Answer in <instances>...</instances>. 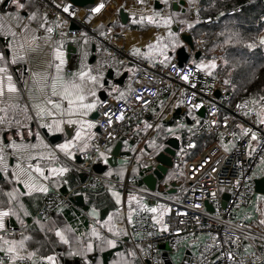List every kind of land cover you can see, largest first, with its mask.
I'll return each mask as SVG.
<instances>
[{
  "label": "built area",
  "instance_id": "built-area-1",
  "mask_svg": "<svg viewBox=\"0 0 264 264\" xmlns=\"http://www.w3.org/2000/svg\"><path fill=\"white\" fill-rule=\"evenodd\" d=\"M41 13L54 23L55 39L71 41L88 37L94 42L104 44L109 49L119 50L126 58L128 52H123L117 42L120 36L101 38L91 26V13L86 9L75 6L70 0H38ZM71 4L70 16L63 11V5ZM189 19L198 25L207 26L211 20L200 16L199 3H191L188 7ZM74 23L78 29H71ZM215 34L204 29L196 40L195 51L204 48L211 41L215 42ZM194 51V52H195ZM216 56L225 58V49L218 48ZM161 62L152 66L142 64L133 79V88L125 100L106 98L98 106L99 135L88 151L79 154V161L67 160L73 170L85 180L76 185L71 192L63 194L58 190H49L43 199L42 206L31 216L29 226L39 221H47L55 213L66 208H73L79 214L86 213L77 205L76 197L83 191H97L108 188L121 189L124 193V206L127 190L134 188L144 196L160 199V194L148 189H141L137 185V178L130 175L131 166L125 178L116 174L98 172L97 165L114 159L111 146L127 137L131 141L139 138V126L152 112L158 108L164 97L174 94L180 96L185 109L195 115L194 130L191 137L183 142L177 153L172 168V181L180 183L182 196L179 200L170 201L168 215L165 216L167 231L152 219L153 215L145 209L138 208L134 212L129 227V242L135 248L142 250V264H160V247L167 244L170 250H178L182 246L193 248L190 264H264V224L261 220L249 216L251 207L258 196L256 190L257 168L264 165V124L259 122L256 113L260 106L252 100L233 103V92L224 83L220 69L207 75L206 71L197 70L194 63L188 61L179 65L177 58L166 63ZM188 71L192 75L185 82L171 65ZM222 68V67H221ZM193 85H195L193 87ZM22 99L19 107L21 125H35V118L26 122V115H32L27 102L24 85L19 84ZM140 97V99H137ZM147 101V103H145ZM247 107L237 108L238 104ZM200 105L195 107L194 105ZM28 106L29 112H24ZM249 109H252L249 112ZM109 112L113 123L108 125L103 113ZM204 111V117L198 114ZM123 113V119L116 120V116ZM185 119H175L177 126ZM251 129L257 135L251 139V133L245 134L243 129ZM109 133L111 135H109ZM203 145L198 150V141ZM100 153L104 156L101 157ZM194 153L193 156L190 154ZM117 160H128L126 155ZM153 157H149L146 166H155ZM182 171V173H181ZM228 195L227 200L224 196ZM226 204L223 206V204ZM211 206V209L208 208ZM102 235H108L102 231ZM235 241V243H233ZM232 252L234 259L228 260L226 254ZM0 259L9 264L5 253H0ZM48 264V262L32 258L31 260H17L15 264Z\"/></svg>",
  "mask_w": 264,
  "mask_h": 264
},
{
  "label": "crops",
  "instance_id": "crops-1",
  "mask_svg": "<svg viewBox=\"0 0 264 264\" xmlns=\"http://www.w3.org/2000/svg\"><path fill=\"white\" fill-rule=\"evenodd\" d=\"M180 1L183 0H166V2L164 0H143V3H140L139 0H102L105 8L100 13H91L90 8L86 9L91 13V26L97 35L101 38L120 36L122 41L117 42V45L122 47L121 50L123 52L129 53L130 58L126 59L120 53V49H109L104 44L94 42L88 37L71 41L55 39L53 35L55 25L48 17L41 13L38 0H21L25 4L24 9H17L11 3V0H0V39H6L1 52L5 53L9 61H11L13 54H16L18 57H24L23 60L18 59L16 64L9 63L8 65L10 74L13 76V80L19 91L11 94V99H9L8 93H5V96L0 98V108L7 109L6 122L0 124V141L6 144L8 143V138L11 137L17 143L36 144L37 148L31 150L33 152L43 153L45 156L50 151L55 153L58 159L41 161V166L46 170L45 174L48 175L47 169L49 167H66L68 169L67 172L50 175L48 180H43L38 174L34 173L38 182L45 185L48 191L55 189L63 194H68L76 185L82 182L81 176L67 162V160L79 161V154L81 152L78 149L74 150V158L65 156L55 148L57 143L64 142V134H49L47 129H42L38 126V122L37 126L33 124H24L23 127L21 124L17 125V120L21 122L19 113L22 112V109L19 107V101L23 97L19 84L24 85L25 96L31 108V105L34 103L32 99L33 93L30 92V89L33 87L31 73H42L45 71L54 73L55 68H49V62L53 64L58 62L54 61L53 57L55 55L54 50L59 47L65 59L63 74L66 77H70L73 72L82 70L83 66L84 70L91 69L92 74L97 75L104 83L103 88L97 89V96L100 101L103 100V92L107 94V98L114 100L127 99L132 91L133 79L136 73L143 68L142 64L152 66L164 59L157 52H153L151 58L144 56L143 53L148 52L147 44L155 43L157 37L161 38L160 42L162 44L169 43V48L167 49L169 60L165 62L167 63L172 58H176L177 50L180 47L186 46L180 38V33L174 31L175 26L180 25L182 32H189L195 40L200 37L198 23L192 22L189 19L188 7L191 3H195V0H185L186 6H180L179 10L175 11L173 5L175 2ZM122 10L128 14L127 24L122 22ZM33 12L36 13V16L34 19L29 20L28 16ZM154 12H159L162 16L171 17L172 23L165 27L163 23L157 26L148 23L147 20L140 22L141 16L147 17L153 15ZM156 19H159V17H156ZM133 21L136 22L134 23ZM41 24H44L45 27L41 28ZM24 25H27V28ZM47 27H51L53 31L48 33L46 31ZM169 29L177 34L179 46L175 50L172 49L170 44L172 38L169 36ZM12 33H16V35L13 36ZM33 35L38 37V39L33 41L31 39ZM9 43L13 45L12 49L8 48ZM21 43L24 44L23 49L19 47ZM70 46L73 48L70 49ZM134 47L139 48L141 54L134 55L132 52ZM205 47L197 50L200 52L198 55L196 54L197 51L194 52L188 49L190 55L189 61L194 64L203 61L207 64L209 61L215 60L217 64L216 69L224 66V58L220 55H214L217 49L210 54H206ZM2 63L0 62V64ZM121 93L123 94L122 96ZM11 105H17V107L13 108ZM97 112L98 107L87 117V119L94 121L96 126L89 130L95 135L88 141L89 148L86 151L91 148L99 135ZM0 116H5V113L0 112ZM181 118L185 120L179 125L174 126V120ZM195 118V115L185 109L180 96L174 94L171 97H164L158 108L140 124L137 141H131L127 137L121 139L122 145L120 146L119 156L126 155L130 158V161L117 160L114 164L102 162L101 166L104 168V172L125 178L129 166H131V177L138 179L137 185L139 188L147 189L140 176L141 168L147 163L149 157H155V150L159 147H164L163 143L171 139H177L180 141L181 146L185 140L190 138L194 130L193 120ZM8 120L11 121L10 124L7 122ZM25 120L26 122H30L27 119ZM29 128L33 133L32 136L28 135ZM65 129L68 132H72V134L75 132V127L68 128L65 125ZM169 129L172 131H169ZM17 132L21 133L23 140L21 139V135H17ZM37 132L40 134L44 144L49 145L48 148L43 147L36 140L35 134ZM117 144L111 146L113 151ZM0 146H3V144H0ZM11 152L10 148L5 149V159L8 163L7 173L0 171V211L10 209L11 213L14 214L4 217L5 228L0 230V237L16 241L29 237V239L24 241L25 247L22 250V254L27 256L28 252H35L36 255L32 258L41 259L43 256L51 255L56 258V264H142V250L133 247L129 242L130 224L127 220L129 211L132 209L137 210L138 208L147 211V208L156 207L158 209L157 212L150 213L158 219H162V223L165 224V216L168 215L170 209L169 202L179 200L182 197L179 194L180 188L177 189L175 194H167L165 196L160 194V199L144 196L134 188H130L127 190L125 209H123L124 193L121 189L113 187L102 189L101 193H99L101 196L95 199L89 213L86 214L89 228L85 231L83 237H81V247H77L76 249L68 245L54 247L50 244L49 235L42 230L44 229L42 227H45L46 222H48V228H51L52 223H49V221L55 216H60L64 220L62 215L66 210L73 208H66L55 213L47 221H39L37 224L29 226L31 216L36 214L42 206L44 196L48 191L46 193L40 191L28 193V190L22 184L17 183L13 179L12 172L15 170L14 165L17 160L15 156L11 155ZM193 155L194 153L190 154V156ZM170 174L172 178V169ZM256 175L258 179L264 178V165H260L257 168ZM169 180L171 179L166 181L167 184H170L171 181ZM14 189L16 190L14 193L15 198L10 200L6 193L12 192ZM170 189L172 187L168 185L167 190ZM91 192L83 191L79 194L84 196L83 206L90 199V197L86 196V193ZM95 192L93 191V193ZM113 192L119 194L121 201L119 204L116 203V197L113 196ZM129 197H133L134 199L129 200ZM257 197L247 212L250 217L262 221L264 220V200H258ZM159 206L167 209V211H164L162 218L160 216L162 209ZM73 210L75 214L79 215L75 209ZM134 212L132 211V220ZM110 214L113 218L111 221V224L114 226L113 232L118 231V235H114L113 232L108 231V225H104V221L108 219ZM61 221L56 222L57 227L58 225L62 226L63 221ZM158 225L162 230V225ZM63 226H67L66 223L63 222ZM34 228L40 229L41 233L38 236L35 235ZM93 229L99 233L98 236L93 235ZM102 231H105L108 235L103 236ZM124 232H127V235ZM108 240H114L115 245L110 246L107 243ZM89 242L93 245L91 252H88L85 247ZM0 247L7 246L3 245V242L0 241ZM195 249L196 245L193 248L182 246L178 250L172 251L167 244H163L160 247V264H182L185 258L191 255ZM0 253L4 252L0 251ZM69 253H79V255H69ZM90 257L93 259H90Z\"/></svg>",
  "mask_w": 264,
  "mask_h": 264
},
{
  "label": "snow or ice",
  "instance_id": "snow-or-ice-1",
  "mask_svg": "<svg viewBox=\"0 0 264 264\" xmlns=\"http://www.w3.org/2000/svg\"><path fill=\"white\" fill-rule=\"evenodd\" d=\"M139 2L143 3V0H139ZM164 2H166V0H164ZM11 3L15 5L17 9L25 8V4L21 2V0H11ZM71 8V4L63 5V11L65 13H68L70 16H75L76 13L74 11H71ZM104 8L105 4L101 0V2L96 3L95 6L90 8V12L100 13ZM35 16L36 13L33 12L28 16V19L32 20L35 18ZM156 17H159V19H156ZM145 20H147L148 23L155 24L157 26L163 23L165 27L169 26L172 23L171 17L162 16L159 12H154L153 15H149L147 17H140V22H144ZM133 22L135 23L136 21ZM24 27L27 28V25H24ZM40 27L44 28L45 25L41 24ZM46 31L48 33H51L53 29L51 27H47ZM12 35L15 36L16 33H12ZM169 36L172 38L170 40L171 47L173 50H175V48L179 46L177 34L169 29ZM31 39L35 41L38 39V37L33 35ZM160 41L161 38L157 37L155 43L147 44L146 47L148 48V52L143 53V55L151 58L152 53L157 52L164 58L160 62L167 67L168 65L165 62L169 60V57L167 55L169 43L162 44ZM261 43L264 44V39H261ZM19 47L23 49L24 44L21 43ZM248 47L251 48L253 47V45L249 44ZM8 48L12 49L13 45L9 43ZM54 52L55 55L53 59L54 61L58 62L55 64L49 62V68H55L54 73L47 71L42 73H31L33 87L30 89V92L33 93L32 99L34 101V103L31 105V112L34 113V115H26V119L32 120L33 118H35L38 122V126L42 129H47V132L49 134H64V142L57 143L55 145V148L65 156L74 158V150L78 149L81 153H84L89 148L88 141H90L95 135L89 130L94 128L96 126V123L92 120L87 119V117L98 107V105H102L103 103H105L104 101H100L99 97L97 96V89L103 88L104 83L102 82L101 78H99L97 75L92 74L91 69L84 70L83 66L82 70L73 72L70 77H66L63 74V65L65 64L63 53L60 51L59 47L56 48ZM132 52L134 55L141 54V50L135 47L133 48ZM18 59L23 60L24 57H18L16 54H13L11 61H9L5 53L0 52V62H3L2 64H0V98H3L5 96V93H8L9 99H11V94L17 93L19 91L16 83L13 80V76L10 74L8 66L9 63L16 64L18 62ZM225 63L227 62L225 61ZM171 66L176 69L177 74L180 75V78L185 82H187L190 76L193 74L191 69H189L188 71H184L183 69L177 67V65L175 64H172ZM195 67L197 70L206 71V74L211 76L213 74V70L217 68V64L215 60L209 61L207 64L201 61L200 63H197ZM224 83L228 84L229 81L225 80ZM194 86L195 85H193V87ZM122 95L123 94L121 93V96ZM137 99H140V97H137ZM261 102H264V95H261L259 97V100H252V103L254 105H260V111L256 113V116L259 118V122L261 124H264V103ZM145 103H147V101H145ZM194 106L197 108L200 107V105L198 104ZM11 107L15 108L17 107V105H11ZM236 107H247V102H245L244 105L238 104ZM29 111L30 110L28 106H25L24 112L27 114ZM251 111L252 109H249V112ZM0 112L5 113V116H0V124H4L6 122L7 109L0 108ZM103 115L105 117H108L107 123L108 125H111L113 123V120L109 116V112L105 111ZM115 119H123V113H121L120 116H116ZM7 122L9 124L11 123L10 120H8ZM16 123L17 125L21 124L19 120H17ZM65 125L68 128L75 127L74 134H72V132L66 131ZM21 126L23 127V125ZM149 127L151 126L149 125ZM169 131L172 130L169 129ZM243 131L245 134L251 133L252 140L257 139L256 133L251 131V129L246 128L243 129ZM17 135H21V133L17 132ZM28 135H33L30 128L28 129ZM109 135L111 134L109 133ZM35 136L39 144L43 145V147L45 148L49 147V145L44 144L38 132L35 134ZM21 139L23 140L22 135ZM0 144H3V146H0V171L7 173L8 163L5 159V149L10 148L12 150L11 155L15 156L17 160L16 164L14 165L15 170L12 172V177L17 183L22 184L23 187L28 190V193H31L33 191L46 193L48 191L45 185L38 182L34 173L38 174V176L43 180H48L50 175H58L68 171L66 167H49L47 169L48 175H46V170L41 166V161H53L58 159V157L52 151H50L47 156H45L43 153L31 151L32 149L37 148L36 144L17 143L11 137L8 138V143L4 144L2 141H0ZM100 156L103 157L104 154L100 153ZM33 161H35V163H33ZM105 163H107L106 159ZM106 174L110 175V173ZM15 191L16 190L14 189L12 192L6 193L10 200L15 198ZM113 196L116 197V203L119 204L121 202L119 194L113 192ZM132 199L134 198L129 197V200ZM257 199L264 200V195H259ZM159 207L162 209V211L160 212V216L162 218L164 215V211H167V209H163V206ZM157 210L158 209L156 207L147 208V211L151 213H156ZM132 211H135V209L129 211L127 217L129 224L132 223ZM10 214H14L11 213L10 209L0 211V230H3L5 228L4 217L9 216ZM112 219L113 218L110 214L108 219L104 221V225H108V231L110 232H113L114 228V226L111 224ZM152 219L157 224L162 225V230L167 231L168 225L163 224L162 219H158L155 215L152 217ZM260 223L264 224V220H262ZM92 232L93 235H99V233H97L95 229H93ZM113 234L118 235L119 232L116 231L113 232ZM124 234L127 235V232H124ZM55 235L59 237L60 241H62L63 243H69V240L65 237L61 230L57 229L55 231ZM27 239H29V237H24L19 241L8 240L4 237H0V241L3 242V245L7 246L0 247V251L5 253L8 258L9 264H15L17 260H31L32 257L36 255L35 252H28L27 256L22 254V250L25 247L24 241ZM107 243L110 246L115 245L114 240H108ZM233 243H235V241H233ZM85 247L88 252H91L93 250V245L91 242H89ZM69 255H79V253H69ZM224 255H226V258L228 260L234 259L232 252L222 254V256ZM41 260L47 261L48 264H56V258L51 255L43 256L41 257ZM0 264H5L4 259H0ZM33 264H35V262H33Z\"/></svg>",
  "mask_w": 264,
  "mask_h": 264
},
{
  "label": "trees",
  "instance_id": "trees-1",
  "mask_svg": "<svg viewBox=\"0 0 264 264\" xmlns=\"http://www.w3.org/2000/svg\"><path fill=\"white\" fill-rule=\"evenodd\" d=\"M194 2L201 6L200 16L211 20V24L207 26L198 25L199 35L204 29L215 34V42L209 38V43L205 47L206 54L218 48L225 49L224 66L220 68V73L224 80L229 81L227 85L233 92V103L259 100V97L264 95V44L261 43V39H264V0H195ZM249 44L253 47H248ZM197 141L200 150L203 140L198 138ZM100 191L86 193L90 199L81 207L86 214L89 213L95 199L101 196ZM79 215L75 214L73 209H69L62 215L64 220L60 216H55L49 221L52 223L51 228H48L46 222L42 230L49 235L51 245L54 247L68 245L75 249L81 247V237L89 228V221L86 216ZM61 220L67 226L64 227ZM57 221H61L62 226L57 227ZM57 229L62 231L69 243L60 241L55 235ZM34 231L36 236L41 233L39 228H34Z\"/></svg>",
  "mask_w": 264,
  "mask_h": 264
},
{
  "label": "water",
  "instance_id": "water-1",
  "mask_svg": "<svg viewBox=\"0 0 264 264\" xmlns=\"http://www.w3.org/2000/svg\"><path fill=\"white\" fill-rule=\"evenodd\" d=\"M75 6L84 8V9H89L93 6H95L96 3L99 2V0H70ZM180 6H186V1H180V2H175L173 5V9L175 11L179 10ZM121 18L122 22L124 24L128 23V14L122 10L121 11ZM71 29L76 30L78 29V26L74 23L71 24ZM174 31L176 33H180V38L183 40V42L186 44V46L180 47L177 50L176 53V58L179 63V65H184L187 63L190 59V55L188 53V49L191 51H195L196 46L195 42L196 40L193 38V36L185 31L182 32L180 25L175 26ZM6 39H0V52L2 50V47L4 45V41ZM73 47L70 46V49ZM96 48V47H95ZM200 52H196L198 55ZM103 100L107 98V94L103 92ZM201 118L204 117V111L200 112L198 114ZM96 116H98V112L96 113ZM164 147H159L157 150H155V166H146L144 165L141 168L140 176L142 177V181L147 189L153 192H157L162 195H167V194H175L177 192V189L180 187V183L178 181H171L170 184H167L166 181L168 179H172L170 176V171L174 166V160L177 155V153L180 150V141L177 139H171L168 142L163 143ZM122 145V142H118L116 148L114 149V159L109 161V164H114L117 162V158L120 155V146ZM96 170L98 172H104V168L101 165L96 166ZM82 182L85 180L83 176H81ZM168 185L172 187V189L167 190ZM256 190L257 193L260 195H264V178H259L256 180ZM229 198L228 195L224 196V199L227 200ZM77 200V205L83 206V200L84 196L79 195L76 197ZM226 204L224 203L223 206ZM208 208L211 209V206L208 205ZM190 256L188 255L187 258H185L184 262L182 264H190ZM90 259H93L90 257ZM173 264V263H171Z\"/></svg>",
  "mask_w": 264,
  "mask_h": 264
},
{
  "label": "rangeland",
  "instance_id": "rangeland-1",
  "mask_svg": "<svg viewBox=\"0 0 264 264\" xmlns=\"http://www.w3.org/2000/svg\"><path fill=\"white\" fill-rule=\"evenodd\" d=\"M181 173H182V171H181Z\"/></svg>",
  "mask_w": 264,
  "mask_h": 264
}]
</instances>
